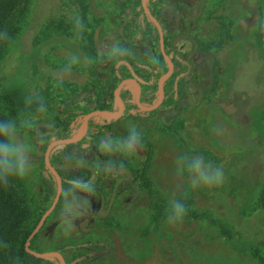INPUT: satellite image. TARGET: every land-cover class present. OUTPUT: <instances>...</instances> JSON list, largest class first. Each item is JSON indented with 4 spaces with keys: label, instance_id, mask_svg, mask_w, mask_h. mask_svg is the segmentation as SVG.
<instances>
[{
    "label": "rangeland",
    "instance_id": "374dc122",
    "mask_svg": "<svg viewBox=\"0 0 264 264\" xmlns=\"http://www.w3.org/2000/svg\"><path fill=\"white\" fill-rule=\"evenodd\" d=\"M126 1L30 0L21 30L0 60V94L13 99L18 118L17 137L30 149L31 170L21 181L32 217L37 221L51 204L56 183L44 164L43 151L37 148L30 128L23 121L52 117L57 99L72 95L88 80L98 86L109 81L108 66L101 67V73L94 76H89L88 68L96 58L109 55L113 46L119 45L114 29L117 13ZM157 1L160 4L173 2ZM189 1L186 12L168 9L169 13L164 16L169 28L167 34L180 33L174 40L180 55L184 57V52L192 46V41L184 37L188 34L198 43L197 49H207L214 55L218 65L226 43L249 31L257 18L255 8L258 6L264 55L263 0ZM77 14L84 24L79 38L72 19ZM130 55L135 56V51ZM195 55V52L191 54ZM72 56L79 57V62L70 64ZM199 59L192 67V79L205 85L208 60L205 55ZM236 65L233 80L224 84L217 79L218 69L213 67L212 87L207 96L196 97V93L188 91L190 104L179 102L172 111L155 109L140 115L129 112L116 118L113 125L127 131L135 125L151 142L147 177L159 202L176 199L196 210L210 211L232 225L238 236L264 248V210L250 217L239 216V211L250 205L261 170L258 132L264 105V65L258 59L257 50L246 52ZM222 85L226 86L222 88ZM129 88L135 92L136 85L130 83ZM156 98V95L148 98L145 106L152 105ZM27 100L31 103H26ZM40 103L44 111H38ZM90 120L100 121V118L95 116ZM120 141L123 140H114L116 148ZM56 145L52 152L60 148ZM79 151L76 146L67 148L62 159L77 156ZM121 153L129 165H140L142 150L139 146L131 156ZM182 156H203L214 167L220 166L224 182L219 186L193 188L187 170L178 173L177 158ZM49 173L50 194H46L39 184ZM96 185L101 193L82 194L74 187L61 185L43 223L41 232L46 237L43 242L46 247L89 239L101 242L79 250H64L65 264H196L198 254L193 248L202 249V245L193 241L200 236L203 244L211 241L205 240L207 234L201 235L207 231L202 224L184 220L169 223L167 217L149 206L148 197L137 182L117 181V176L107 175ZM159 233L163 237L174 236L175 248L169 249L166 238H163L165 246L155 247L153 237ZM211 242L210 250L218 249ZM122 247L129 248L127 255ZM223 251L222 248L220 252ZM48 261L43 264H60L54 255L48 256ZM231 261L227 257L223 262Z\"/></svg>",
    "mask_w": 264,
    "mask_h": 264
},
{
    "label": "trees",
    "instance_id": "16d2710c",
    "mask_svg": "<svg viewBox=\"0 0 264 264\" xmlns=\"http://www.w3.org/2000/svg\"><path fill=\"white\" fill-rule=\"evenodd\" d=\"M140 1L127 0L122 4L117 15L115 34L119 39L121 53L126 52V54H117L113 57L102 56L89 64V76L98 75L101 73L99 70L101 67L108 66L110 69L109 81L102 86H98L92 80L86 81L72 95L57 99L52 117L32 121L29 132L37 148L43 153L51 140L75 136L82 126L83 116L89 111L95 109L117 111L118 104L113 96V90L121 79L132 78L138 83L140 102L144 105H148L146 103L148 98L156 95L158 91L156 81L166 71L167 61L160 52L156 27L143 11ZM156 1L146 0L147 7L159 21L163 32L164 51L175 63L172 73L163 81L164 97L156 109L172 111L176 106H179V102L190 104L188 91L196 93V97L207 96L212 87L213 77L211 73L213 67L218 69L217 79L221 80L222 84L227 80H233L238 59H242L246 52L250 53V50H257L258 59L264 65L261 8L259 6L255 8L257 18L249 31L245 35L233 37L229 43H226L220 60L221 63L217 65L214 55L207 49H197L198 43L188 34H184V37L192 41V46L184 52V57L179 54L180 51L174 44V40L180 36V33L167 34L169 28L165 23L164 16L166 13L159 14L160 8L157 7ZM29 2L30 0H0V60L7 47L19 34ZM174 7L186 12L179 5ZM5 33L7 34L6 39L3 38ZM132 51H135V56L130 55ZM194 52L196 55L191 56ZM202 55H205L208 60V83L205 85H199L192 79V67L197 65ZM128 86L127 84L123 85L119 90V96L124 104L123 115L131 111L141 113L135 106L134 89L129 88L128 90ZM225 86L222 85V88ZM16 115L13 99L7 94H0V120L14 119L18 123ZM98 116L100 121H88L87 129L79 140L73 143L57 144L56 146H60V148L56 152H52L53 147L50 149L48 159L58 173L62 187H74L82 194H88L92 191L101 193L96 183L103 180L107 175H115L117 181L139 183L148 197L149 206L167 217L169 203L158 201L152 183L147 177V169L152 156L151 142L141 135L139 147L142 149V160L140 165L131 166L114 143L117 138L124 140L128 136V131L115 128L113 123L116 119L105 115ZM260 121L261 131L256 132H258L261 142V170L258 181L255 183L258 187L249 202L250 205L246 210L239 211V216L244 218L250 217L254 212L264 210V105ZM109 140L112 141L111 148L103 149L102 145ZM74 146L81 150L78 155L70 159H62L63 151ZM108 162H113L111 171H105ZM121 164L124 166L123 169L120 168ZM50 176V173L46 177L44 176L39 184L46 194H50L48 188V177ZM186 206L188 210L183 220L205 226L207 231L202 232L201 235L207 234L205 240L211 239L216 244L215 248H218L211 251L209 247L211 241L207 242L208 244H203L201 236L195 239L194 244L197 245L199 242L202 245V249L196 246L193 248L198 254L196 264H264V248L259 244L238 236L232 225L214 216L210 211L196 210L189 205ZM36 222L37 218L32 217L31 209L27 204V192L21 178H10L8 186L0 184V264H43L49 262L48 257H37L29 253L25 249L27 242L28 248L33 251L52 250L60 253L64 250H79L101 243L99 240L89 239L46 247L43 245L42 226L27 240ZM163 238L167 239L166 244L170 245L169 249L175 248L173 242L175 237L169 234L163 237L159 233L153 237V245L161 249L165 246V239ZM122 248L127 255L129 248ZM222 248L224 251L221 253ZM227 257L232 259L230 263L223 262Z\"/></svg>",
    "mask_w": 264,
    "mask_h": 264
},
{
    "label": "clouds",
    "instance_id": "9594fccd",
    "mask_svg": "<svg viewBox=\"0 0 264 264\" xmlns=\"http://www.w3.org/2000/svg\"><path fill=\"white\" fill-rule=\"evenodd\" d=\"M74 28L77 32V38L84 31L82 18L77 14L72 17ZM3 38H7V34H3ZM121 53L119 45L113 46L109 52V56L113 57ZM79 62V57L72 56L70 64ZM158 70V69H157ZM26 103H31L27 100ZM43 103L38 105V111H44ZM23 124L32 127V122L25 120ZM141 132L135 125L128 130V136L117 144L118 150L131 156L136 152L137 147L141 144ZM112 141L109 140L102 145L103 149H110ZM29 146L17 137V122L14 119L0 120V184L8 186L10 178H24L31 170L30 157L28 155ZM178 173L182 174L186 169L189 174V182L193 188L206 186H219L224 182V173L220 166H213L210 161H206L203 156H182L178 157ZM99 167V165H98ZM123 164L120 168L123 169ZM113 162H108L105 171H111ZM71 183V181H70ZM187 206L180 200L172 199L169 201L167 209V221L169 223H182L187 214Z\"/></svg>",
    "mask_w": 264,
    "mask_h": 264
},
{
    "label": "water",
    "instance_id": "95a60500",
    "mask_svg": "<svg viewBox=\"0 0 264 264\" xmlns=\"http://www.w3.org/2000/svg\"><path fill=\"white\" fill-rule=\"evenodd\" d=\"M141 6L143 11L147 14V16L149 17V19L153 22V24L156 27L157 33H158V40H159V48H160V52L162 54V56L164 57V59L167 61V69L166 71L160 75V77L158 78V82H157V86H158V97L157 100L150 106H144L139 102V94H140V86L138 85V83L132 79V78H124L122 80L119 81V83L115 86L114 90H113V96L115 98V100L119 103V108L117 111H109V110H92L89 111L88 113H86L83 116V120H82V126H81V130L77 133V135L73 136V137H65V138H57V139H53L51 140L45 147L44 150V154H43V159H44V164L45 166L48 168V170L53 174L55 181H56V193L55 196L51 202V204L49 205V207L42 213V215L39 217L38 221L36 222L34 228L31 230V232L29 233L27 240H29L33 234L39 229L40 225L42 224L43 220L45 219L46 215L50 212V210L52 209V207L55 204V201L58 197L59 191H60V177L58 175V173L56 172V170L54 169V167L50 164L49 160H48V156H49V151L50 149L59 143H73L76 142L77 140H79L83 134L86 131L87 128V123H88V118L93 116V115H105L108 116L110 118H117L119 117L124 109V104L121 101V98L119 96V90L120 88L126 84V83H134L136 85V89H135V97H134V101L136 106L143 111H149L152 110L154 108H156L158 106V104L160 103V101L163 98V80L169 76L172 72V61L170 60V58L168 57V55L165 53L164 51V46H163V32L162 29L159 25V22L151 15V13L149 12L148 8L145 5V0H141ZM28 242L25 243V249L31 253L34 256L37 257H48V256H56L59 260H60V264H64V258L61 255L60 252L58 251H42V252H36L31 250L30 248H28Z\"/></svg>",
    "mask_w": 264,
    "mask_h": 264
},
{
    "label": "flooded vegetation",
    "instance_id": "af4514ba",
    "mask_svg": "<svg viewBox=\"0 0 264 264\" xmlns=\"http://www.w3.org/2000/svg\"><path fill=\"white\" fill-rule=\"evenodd\" d=\"M151 1H154V0H151ZM173 2L171 3H167V4H160L158 1H156L157 2V7H159L160 8V11H159V14L160 15H163L164 13H169V10H172V9H175V5H179V6H181V7H183L186 11L188 10L187 9V4H189V0H172ZM140 3H141V1H140ZM145 5H146V7H147V2H146V0H145ZM148 8V7H147ZM169 9V10H168ZM149 10V9H148ZM163 10H166L165 12H163ZM119 12V11H118ZM150 12V11H149ZM117 15H118V13H117ZM147 15V14H146ZM152 15V14H151ZM153 16V15H152ZM154 17V16H153ZM149 18V17H148ZM155 18V17H154ZM160 18H162V16H160ZM177 15L175 16V20H177ZM156 19V18H155ZM157 20V19H156ZM158 21V20H157ZM159 22V21H158ZM116 25V24H115ZM159 25H160V23H159ZM115 30V29H114ZM175 67V63L174 62H172V71H173V68ZM172 73V72H171ZM163 74V73H162ZM160 77V76H159ZM124 79V78H123ZM122 80V79H121ZM164 81V80H163ZM157 82H158V80L156 81V85H158L157 84ZM119 83V82H118ZM117 83V84H118ZM206 83H208V79H207V82ZM116 84V85H117ZM127 85H129L130 83H126ZM126 84H124V85H126ZM134 84V83H133ZM163 85V84H162ZM157 90H158V86H157ZM158 91H157V93H156V96L158 97ZM134 97H135V95H134ZM163 97H164V87H163ZM163 99V98H162ZM156 100H157V98H156ZM162 101V100H161ZM160 101V102H161ZM135 102V101H134ZM139 102H140V94H139ZM118 103V102H117ZM141 103V102H140ZM142 104V103H141ZM160 104V103H159ZM158 104V105H159ZM142 105H144V104H142ZM135 106H136V104H135ZM145 106V105H144ZM137 107V106H136ZM158 107V106H157ZM156 107V108H157ZM138 108V107H137ZM156 108H154V109H156ZM154 109H152V110H154ZM118 110V109H117ZM138 110L139 111H141V113H138V112H135V111H131V112H134L135 114H138V115H140V114H142V113H145V111H143V110H140L139 108H138ZM152 110H149V111H152ZM92 111V110H91ZM95 116H98V115H93V116H91V117H95ZM124 115H123V112H122V114L119 116V117H123ZM91 117H89L88 118V121L90 120V118ZM118 118V117H117ZM116 119V118H115ZM87 125H88V123H87ZM81 128V127H80ZM87 129V128H86ZM80 130V129H79ZM77 135V134H76ZM141 148V147H140ZM142 150V149H141ZM44 160V159H43ZM49 160V159H48ZM48 169V168H47ZM55 169V168H54ZM55 183H56V181H55ZM60 185H62V183H61V180H60ZM46 217H47V215H46ZM46 217H45V219H46ZM45 219L43 220V222H42V224L40 225V226H42V229H43V223H44V221H45ZM42 234V233H41ZM42 238H43V240H45V236L44 235H42ZM61 255L63 256V253H61ZM63 258H64V256H63ZM66 262H65V259H64V264H65Z\"/></svg>",
    "mask_w": 264,
    "mask_h": 264
}]
</instances>
